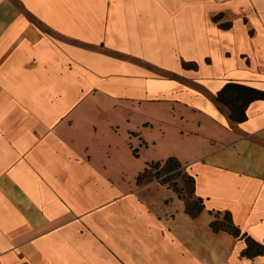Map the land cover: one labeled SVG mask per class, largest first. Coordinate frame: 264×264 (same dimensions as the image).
Listing matches in <instances>:
<instances>
[{
    "label": "crops",
    "instance_id": "crops-1",
    "mask_svg": "<svg viewBox=\"0 0 264 264\" xmlns=\"http://www.w3.org/2000/svg\"><path fill=\"white\" fill-rule=\"evenodd\" d=\"M229 83L264 92V0H0V264H264V99Z\"/></svg>",
    "mask_w": 264,
    "mask_h": 264
},
{
    "label": "trees",
    "instance_id": "trees-1",
    "mask_svg": "<svg viewBox=\"0 0 264 264\" xmlns=\"http://www.w3.org/2000/svg\"><path fill=\"white\" fill-rule=\"evenodd\" d=\"M256 99H264V92L245 86L241 84L229 83L225 85V87L218 93L217 101L225 104L231 110V118L241 121L245 120V110L247 106ZM176 165L173 161L167 162V166ZM167 167V168H168ZM201 206L197 200L190 202L187 205V209L193 215H196L200 210ZM215 229H227L232 232L235 236H240V229L233 223L232 217L230 214H226L223 221H217L213 224ZM248 247L246 250V254H259L263 253L264 249L251 242L247 238Z\"/></svg>",
    "mask_w": 264,
    "mask_h": 264
},
{
    "label": "rangeland",
    "instance_id": "rangeland-1",
    "mask_svg": "<svg viewBox=\"0 0 264 264\" xmlns=\"http://www.w3.org/2000/svg\"><path fill=\"white\" fill-rule=\"evenodd\" d=\"M166 166L164 169H151L148 174L144 177L147 180H157L160 177L162 182H166L169 187L175 188L176 191L180 192L183 197H185L189 203L194 201L193 197V185L192 179L182 170L179 166L170 165L168 168Z\"/></svg>",
    "mask_w": 264,
    "mask_h": 264
}]
</instances>
